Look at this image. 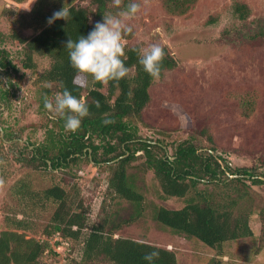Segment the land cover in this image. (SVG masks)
Listing matches in <instances>:
<instances>
[{
    "label": "rangeland",
    "instance_id": "rangeland-1",
    "mask_svg": "<svg viewBox=\"0 0 264 264\" xmlns=\"http://www.w3.org/2000/svg\"><path fill=\"white\" fill-rule=\"evenodd\" d=\"M36 1L0 0V50L8 51V59L17 66L16 70L1 72L0 88L8 84L12 88L6 101L0 102V140L3 129H7L21 137L22 142L29 139L39 145L51 123L40 105L39 75L50 66L51 60L37 55V68H25L23 45L13 35L16 32L29 37L34 33L32 27L23 28L20 24L22 15ZM237 1L249 4L251 16L247 26L258 31L259 24L264 23V0H197L182 16L168 13L161 0H136L141 8L125 21L133 28V36H125V43L140 42L143 48L153 43L168 45L177 65L154 80L150 103L141 117L132 121L137 124L142 139L163 141L168 154H172L176 143L191 139L202 152L214 145L213 153L223 158L228 171L249 167L264 179L261 160H264V37L244 34L250 33L234 15ZM77 3L88 2L77 0ZM85 85L91 87V82L85 81ZM57 94L54 87L49 99ZM250 104L252 108L247 106ZM203 128L213 142L202 135ZM10 144L5 141L4 155L0 156V233L9 228L8 219H28L31 229L25 232L26 237L48 239L57 253L47 250L41 258L46 264H74L81 258V243L62 240L57 235L47 236L45 228L55 204L23 197L17 186L23 183L39 191L59 182L68 186L76 183L91 208L89 223L104 216V210L120 208L126 216L131 210L130 203L119 201L109 191L112 168L106 163L89 162L84 157L71 168L40 169L18 159L24 148ZM136 155L130 172L136 175L144 194V213L120 234L172 248L177 252L178 264H264V183L254 185L247 179L249 192L239 204L251 213L253 235L228 241L219 252L153 219L156 206L181 208L187 197L164 195L153 171L140 167L143 151Z\"/></svg>",
    "mask_w": 264,
    "mask_h": 264
},
{
    "label": "trees",
    "instance_id": "trees-1",
    "mask_svg": "<svg viewBox=\"0 0 264 264\" xmlns=\"http://www.w3.org/2000/svg\"><path fill=\"white\" fill-rule=\"evenodd\" d=\"M161 1L168 13L182 16L190 11L197 0ZM87 2L37 0L22 15L20 26L32 27L34 30L29 37L13 33L23 45V66L35 70L37 55L51 60L50 66L39 75L42 86L40 105L51 123L39 145L29 139L22 142L21 137L3 129L0 156L4 155L5 141H10L11 147L24 148L18 151V159L35 168H71L84 157L89 162L106 163L112 168L109 191L119 201L130 203L131 210L126 216L120 208L112 209L111 212L104 210V204V216L97 222L89 223L91 208L76 183L68 186L59 182L39 191L22 183L16 190L23 197L55 204L45 234L81 243V258L74 264H148L143 257L153 250L159 252L153 264H178L177 252L172 248L120 234L144 213V194L139 189L136 175L130 172L132 161L138 158L136 153L142 150L144 159L140 167L153 171L164 195L187 197L186 204L181 208L156 206L152 215L156 222L177 234L198 239L219 252L226 242L253 235L251 213L239 204L249 192L246 180L249 179L254 185L263 184L261 174L249 167L228 171L222 162L223 158L213 153L214 145L202 152L194 140L184 139L174 145L172 154H168L163 141L153 142L140 137L139 128L132 120L141 117L150 103V87L155 80L139 64L140 51L143 49L140 42L125 43V63L129 70L126 77L118 81H95L88 74H78L72 67L66 42L69 39L76 40L80 35L86 36L96 22H102L104 15H115L126 10L131 0H120L118 6L114 0ZM63 7L71 12L67 20L61 18L49 23L53 13ZM234 15L247 26L251 16L249 4L237 1ZM258 27L256 31L247 26L250 34H244L264 37V23ZM132 36L133 33L126 35L127 38ZM161 47L165 52L161 62L163 76L166 71L176 67L177 60L168 45ZM16 69L13 60L8 59V51L0 50V77L2 71ZM74 77L77 78L76 83H73ZM85 81H90L91 87H87ZM54 87L59 93L67 88L89 106L90 114L82 119L81 126L75 132L66 131L64 119L44 106L45 100L54 103L55 96L49 99ZM11 88V84L0 88V102L6 101ZM251 105L247 106L252 108ZM201 133L213 142L207 129L203 128ZM201 184L204 186L201 187ZM228 190L232 191L228 193ZM8 223L9 228L0 233V264H46L41 258L47 250L57 254L48 239L41 241L26 237L25 232L31 229L28 219L15 217L8 219Z\"/></svg>",
    "mask_w": 264,
    "mask_h": 264
},
{
    "label": "clouds",
    "instance_id": "clouds-1",
    "mask_svg": "<svg viewBox=\"0 0 264 264\" xmlns=\"http://www.w3.org/2000/svg\"><path fill=\"white\" fill-rule=\"evenodd\" d=\"M114 3L118 6L120 0H114ZM140 8V3L131 0L126 10L115 15H104L102 22H96L86 36L80 35L78 39H69L66 42L70 63L78 74H88L93 80L105 83L126 77L129 69L125 63L124 38L133 32V28L125 21L133 18ZM70 14V9L63 7L53 13L49 23L61 18L67 20ZM164 56L161 45L153 43L141 49L139 64L153 79L159 80ZM76 79L74 77L73 83H76ZM44 106L64 119L65 130L70 132L77 131L82 119L90 114L89 106L82 99L72 95L67 88L55 96L54 103L45 100ZM158 257L159 252L153 250L145 254L143 259L148 264H153L154 259Z\"/></svg>",
    "mask_w": 264,
    "mask_h": 264
}]
</instances>
